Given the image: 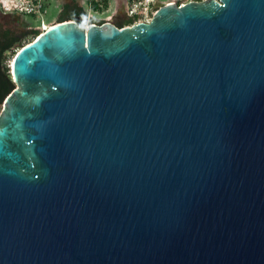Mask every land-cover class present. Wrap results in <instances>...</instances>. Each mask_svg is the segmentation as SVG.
Masks as SVG:
<instances>
[{
    "label": "water",
    "instance_id": "water-1",
    "mask_svg": "<svg viewBox=\"0 0 264 264\" xmlns=\"http://www.w3.org/2000/svg\"><path fill=\"white\" fill-rule=\"evenodd\" d=\"M154 7L14 57L0 264H264V0Z\"/></svg>",
    "mask_w": 264,
    "mask_h": 264
},
{
    "label": "trees",
    "instance_id": "trees-1",
    "mask_svg": "<svg viewBox=\"0 0 264 264\" xmlns=\"http://www.w3.org/2000/svg\"><path fill=\"white\" fill-rule=\"evenodd\" d=\"M111 1L112 0H98L96 2L95 0L93 1L94 3L92 4V7L95 10L105 9L109 6V3ZM38 19L39 16H37L36 14L30 15V20H32L33 24L31 28L26 32L17 29L7 28L5 27V25L0 23V106H2V108L6 97L15 88V82L13 80L12 68L9 65V59L10 57H15L18 53V50L24 47L28 43V41H30L29 37L35 39L36 36L41 32V30L35 29L37 25L40 27L41 24V19ZM65 20L68 19L62 16L58 18V22H62ZM93 20L96 21L95 19ZM133 21H135V18H133L130 22L126 24L120 25V27L128 25ZM78 22L82 25H86L87 14H85L83 19L78 20ZM102 22L104 21H100L99 23Z\"/></svg>",
    "mask_w": 264,
    "mask_h": 264
},
{
    "label": "flooded vegetation",
    "instance_id": "flooded-vegetation-1",
    "mask_svg": "<svg viewBox=\"0 0 264 264\" xmlns=\"http://www.w3.org/2000/svg\"><path fill=\"white\" fill-rule=\"evenodd\" d=\"M55 1H54L55 7L58 10V15L56 16L57 19L62 16L68 20H80V19H83L85 14L88 13V10L86 8L87 0H55ZM169 1H174V0H154L152 2V7L155 8L154 7L155 4L161 5ZM112 11H113L111 15L112 17L107 20L112 21L117 26L126 24L133 19V17L129 13V7L127 8L123 5H120L117 11L115 10H112ZM27 18H28V14H25L19 11H15V10L4 11L0 3V23L5 25V27L26 32L31 28V26L27 29V24H26V27H23L19 23H21L23 19L27 20ZM29 19L30 18H28V20ZM107 20H104V21H107ZM14 21H15V24H13ZM32 24L33 23H31V25Z\"/></svg>",
    "mask_w": 264,
    "mask_h": 264
},
{
    "label": "built area",
    "instance_id": "built-area-1",
    "mask_svg": "<svg viewBox=\"0 0 264 264\" xmlns=\"http://www.w3.org/2000/svg\"><path fill=\"white\" fill-rule=\"evenodd\" d=\"M51 1L52 0H16L15 2L10 3L8 5H5L2 1V7L4 11L15 10L28 15L36 14L37 16L41 17L45 12H47V5L51 4ZM153 1L154 0H129V13L133 18H135V21H133L129 25L141 21H150L153 17V14L155 13L154 10L155 8L152 9ZM174 1L177 2L179 5H182L188 1H193V0H184V1L174 0ZM93 19H95L94 15L90 13V10H88L87 23L85 26L88 27L92 22H96ZM43 27L44 28L42 29V31L48 28L45 26V24H43Z\"/></svg>",
    "mask_w": 264,
    "mask_h": 264
},
{
    "label": "rangeland",
    "instance_id": "rangeland-1",
    "mask_svg": "<svg viewBox=\"0 0 264 264\" xmlns=\"http://www.w3.org/2000/svg\"><path fill=\"white\" fill-rule=\"evenodd\" d=\"M2 1H3V3L5 4V5H8V4H10V3H13V2H15L16 0H0V3H1V5H2ZM89 1V2H88ZM87 2H86V8H87V10H90V13H92L93 15H94V17H95V20L97 21V22H100V21H104V20H107V19H109V18H111L112 16V13H113V7H112V3L110 2L109 3V6L107 7V8H105V9H98V10H95L93 7H92V4L94 3L93 1H95V0H88ZM98 0H96V2H97ZM182 1H184V0H182ZM91 3V4H90ZM111 4V5H110ZM154 5V4H153ZM47 12H45L44 14H43V16H41V17H39V19L38 20H40L41 19V24H40V27L37 25V27L35 28V29H39V30H41L42 31V29L44 28L43 27V24H45V26L46 27H49V26H52V25H54V24H56V23H58V19L56 18V16L58 15V10H57V8L55 7V3H54V1H52L51 2V4H48L47 5ZM152 9H153V7H152ZM151 9V10H152ZM28 18H30V15H28ZM28 18H27V20L26 19H23L22 20V22L21 23H19L21 26H23V27H26V24H27V29L30 27V26H32L31 25V23H32V20H28ZM43 18V19H42ZM147 19V18H146ZM28 21V22H27ZM13 24H15V21H14V23ZM30 24V25H29ZM38 37V35L36 36V38ZM35 38V39H36ZM29 40L30 41H28V43H30L31 41H33L34 39H32V37H29ZM27 43V44H28ZM13 57H10V59H9V65L11 66L12 65V61H13ZM12 68V67H11ZM1 109H2V106H0V112H1Z\"/></svg>",
    "mask_w": 264,
    "mask_h": 264
},
{
    "label": "crops",
    "instance_id": "crops-1",
    "mask_svg": "<svg viewBox=\"0 0 264 264\" xmlns=\"http://www.w3.org/2000/svg\"><path fill=\"white\" fill-rule=\"evenodd\" d=\"M52 1H55V0H52ZM111 3H112L113 10H115V11L118 10V7H120V5H123V6L127 7V8L129 7V0H112Z\"/></svg>",
    "mask_w": 264,
    "mask_h": 264
},
{
    "label": "bare ground",
    "instance_id": "bare-ground-1",
    "mask_svg": "<svg viewBox=\"0 0 264 264\" xmlns=\"http://www.w3.org/2000/svg\"><path fill=\"white\" fill-rule=\"evenodd\" d=\"M50 27V26H49Z\"/></svg>",
    "mask_w": 264,
    "mask_h": 264
}]
</instances>
